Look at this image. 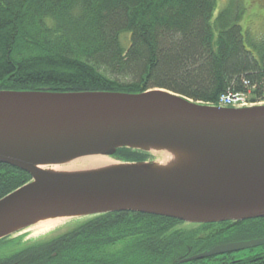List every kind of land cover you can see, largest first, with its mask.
<instances>
[{
  "label": "trees",
  "instance_id": "1",
  "mask_svg": "<svg viewBox=\"0 0 264 264\" xmlns=\"http://www.w3.org/2000/svg\"><path fill=\"white\" fill-rule=\"evenodd\" d=\"M216 5V0H0V91L164 89L206 105L228 95L261 102L264 42L252 45L255 55L246 46L239 9L230 6L215 16ZM123 34L129 36L123 40ZM147 155L120 149L113 158L142 162ZM30 181L28 173L0 164V200ZM138 215L125 221L126 227L133 224L126 230L133 239L119 249L137 255L133 264L139 258L140 264H172L200 254L216 245L214 238L252 221L200 224L190 233L172 230L179 220ZM99 226L6 260L2 256L0 264H123L122 256L115 260L106 253L119 237L94 233ZM223 256L190 264H264V253L231 262Z\"/></svg>",
  "mask_w": 264,
  "mask_h": 264
},
{
  "label": "water",
  "instance_id": "2",
  "mask_svg": "<svg viewBox=\"0 0 264 264\" xmlns=\"http://www.w3.org/2000/svg\"><path fill=\"white\" fill-rule=\"evenodd\" d=\"M160 147L174 151L177 166L142 161L73 173L40 169ZM0 164L31 176L0 200V241L46 216L132 212L195 224L261 219L264 105L218 107L164 89L0 91ZM262 244H223L182 262Z\"/></svg>",
  "mask_w": 264,
  "mask_h": 264
},
{
  "label": "rangeland",
  "instance_id": "3",
  "mask_svg": "<svg viewBox=\"0 0 264 264\" xmlns=\"http://www.w3.org/2000/svg\"><path fill=\"white\" fill-rule=\"evenodd\" d=\"M217 5L215 9V16L224 12L227 8L234 7L238 8L241 13V22L240 26L243 31V35L245 37V43L248 49L252 50L255 55L257 52L252 48V45H257L261 42H264V0H216ZM217 34V33H216ZM128 34H123L121 37L124 40L125 37H128ZM220 103V100H219ZM258 104L264 105V100L259 102ZM147 160L148 163H155L158 165H163L165 159V155H173L175 154L174 151L169 150V148H152L148 149ZM164 155V156H163ZM109 158V160L113 161L116 164H120L121 161ZM177 160L174 162L173 165L177 166ZM124 214V215H123ZM116 219L112 218V216L102 217H81V218H74L62 225L54 227L50 230H47L40 234L38 228H25L19 230L7 237L6 242L3 244V241L0 243V258L1 260H6L8 257H12V255H16L17 252H23L25 249L29 248L30 246H38L45 243H50L56 240H59L61 237L65 235H73L76 232L83 233L85 229L89 230L94 226L93 224L99 223L101 224V228L94 233L100 232L103 233L105 236L107 235L109 238H119L115 241L114 246H108L106 249V253H110V257H117L124 255L128 258L133 252L123 251L122 253L119 252L120 248H123V245L126 244V240H132L133 238H126L129 231H126L129 228H133V224L130 223L125 224L129 218H133L135 220L140 219L141 217L138 213H122L119 215H114ZM115 220L112 221V220ZM96 222V223H95ZM114 224L112 227L108 226V224ZM98 224V225H99ZM245 226L240 230H235L234 232L228 233L223 235L222 237L214 238L215 244H228V243H239V242H248L252 240L261 241L263 244L258 245L252 249H247L239 252L232 253L231 255L223 256V260L226 262L249 259L255 255L263 254L264 253V218L258 220H252L250 223L244 224ZM200 225H194L189 223H178L177 225H172V230H182V231H192L193 229L198 228ZM213 229H210V231ZM192 233V232H190ZM208 234V233H204ZM112 241V240H111ZM3 244V246H2ZM113 247V248H110ZM109 248V249H108ZM112 250V251H111ZM196 254H188L186 257L181 258L178 261H175L172 264H190L194 261L189 262H182L184 260L190 259ZM36 256V255H35ZM109 257V258H110ZM0 260V261H1ZM204 260V259H202ZM135 262V261H134ZM133 259L128 258L126 264H133ZM137 263H141V259L137 260ZM171 262H167L165 264H170ZM214 263V262H213ZM213 263H206V264H213ZM205 264V263H204Z\"/></svg>",
  "mask_w": 264,
  "mask_h": 264
},
{
  "label": "bare ground",
  "instance_id": "4",
  "mask_svg": "<svg viewBox=\"0 0 264 264\" xmlns=\"http://www.w3.org/2000/svg\"><path fill=\"white\" fill-rule=\"evenodd\" d=\"M164 159L165 161L163 163V166L172 167L171 164H174V162H176V159L173 155H169V156L165 155ZM116 165L117 164L109 160V158L103 156L102 157L92 156V157H85L82 159L74 160L69 163L54 165L52 167L41 166L40 169L49 173H73V172H83V171L104 170V169L112 168ZM169 171H172V169H169ZM74 218L77 217H72V216L39 217L33 221L34 224L31 227L33 229L38 228L41 234L47 230L62 225Z\"/></svg>",
  "mask_w": 264,
  "mask_h": 264
},
{
  "label": "built area",
  "instance_id": "5",
  "mask_svg": "<svg viewBox=\"0 0 264 264\" xmlns=\"http://www.w3.org/2000/svg\"><path fill=\"white\" fill-rule=\"evenodd\" d=\"M220 105L241 107L248 105V101L244 95H228L221 98Z\"/></svg>",
  "mask_w": 264,
  "mask_h": 264
},
{
  "label": "flooded vegetation",
  "instance_id": "6",
  "mask_svg": "<svg viewBox=\"0 0 264 264\" xmlns=\"http://www.w3.org/2000/svg\"><path fill=\"white\" fill-rule=\"evenodd\" d=\"M114 215H119V214H111V215H105V216H112V218H114V219H116V217H113ZM93 217V216H92ZM94 217H96V216H94ZM91 218V217H90ZM112 220V221H114L115 222V220ZM96 223V222H95ZM99 223H96V224H93V225H98ZM114 224H108V226H110V227H112ZM56 254L57 253H55V254H53L51 257H56ZM125 255H127V254H125ZM124 255V258H125V261H123V264H126V262H127V259L128 258H131V259H135L136 258V254H131L128 258H126V256ZM115 260H117V258L115 257ZM118 261H120V259L118 260ZM8 264H18L17 262H13V263H8Z\"/></svg>",
  "mask_w": 264,
  "mask_h": 264
}]
</instances>
